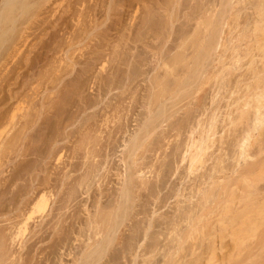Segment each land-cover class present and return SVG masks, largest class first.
I'll return each instance as SVG.
<instances>
[{
	"label": "rangeland",
	"instance_id": "rangeland-1",
	"mask_svg": "<svg viewBox=\"0 0 264 264\" xmlns=\"http://www.w3.org/2000/svg\"><path fill=\"white\" fill-rule=\"evenodd\" d=\"M57 1L58 2L60 1V4L57 3ZM73 1L74 0H28V5L26 6V10L23 11L22 13L17 12L16 17H15L16 21L14 20V24H12V27H11L12 31L11 32L9 31L6 34L5 40L0 44V62H1L0 64H2L3 60L5 61L4 56L11 48L16 46V49H19L18 51L16 49H13L14 51L12 50V57L8 59V60L11 59L10 60L11 62H9L10 64L9 66L11 68L17 65L16 67H14V69L9 68V66L7 65V62H8L7 60H6L7 62L6 61L4 62L5 67L8 66L7 68L10 69V75H13L11 79L5 82V79L2 77V75L0 76V86H1L0 87L1 89L0 90V110L3 112L6 110V112H4L5 115L4 113L0 111V120H1L0 122H4L2 123L4 124L3 127L1 126V123H0V138H1L0 139V202H1L0 203V237H1L0 238V264H81L80 263L81 261H79V259L82 258L84 254H86V252H88L91 246L93 247L96 244V242H93V241H95L97 237L100 239V235L94 236L92 234V231H89L87 226L91 218L93 220L100 218V213L102 212V215H104L105 214L104 212H106L104 210H106L107 208H109L108 206H110L108 204L110 203L111 198H112L110 194L113 191L112 187H114L115 189L120 181L118 178L119 176H117L116 174H118V171L120 169H123L122 161L120 160V158L126 160V157L123 158L124 154L122 153L123 147L125 144V139L126 137L128 139L129 133H131V131L134 130L135 127L137 126L138 122L136 121H138V119L140 121L141 119L140 114L144 115L142 111L145 110L146 99H151V94L153 93V90L157 91V89H159V87H154L157 85V83L155 84V80L158 81V79L156 78L160 79L158 85L159 86L162 85L163 88L166 87L165 84L167 85V83H168V86H170L171 85L170 82H172L171 80H173L171 79L172 75H169L171 76L170 77L171 80L169 81L168 79L169 78L168 68L159 67L161 62H162V66L164 62V60H160V59L165 58V60L167 59L166 62L170 63L171 61L174 60L173 58L176 56H178L180 59L181 57H184L183 55L187 57L189 55L188 53H190V51L192 50L188 51L189 47H187L188 45L185 44L186 39L188 41V38L193 37V31L190 30L191 34H189L188 32L190 31H188L187 29H190V28L194 29L193 27H195V23L198 18V15L196 13L198 11H202L199 13L201 14L203 13L202 14L203 17L206 15L208 16L207 18L210 19L209 17L210 12L208 10L206 11V8L208 7V5L214 2L215 3L219 2V0H213V2L211 0V3H209L210 0H202V1L201 0H173V1L172 0H129V1L127 0H78L77 1L75 0L77 2L74 1V3ZM130 2H133V5ZM207 2H208V5H207ZM250 2L252 4L254 0L253 2L252 0H250ZM51 5L53 6L55 5V6L53 7ZM73 5L77 8V13ZM242 5L244 4H241V5L239 4L236 7L238 6L241 7ZM248 6H250V3H248ZM244 7H246V5H244ZM71 8H74L72 9L74 10V12L71 11ZM247 8L248 9L243 8L240 10V15L243 11L245 12V13L244 12L242 13L243 15L242 18H244L245 16L251 17L250 12L252 10L250 9V7H247ZM45 10L47 12H45ZM205 12L206 13L208 12L207 13L208 15ZM69 13L70 14L76 13V14L70 15ZM45 16L47 17V19L45 18ZM189 16L190 17L194 16V17H192L193 19H190ZM203 17H201V20H204L205 17L204 18ZM237 17L238 19L236 23H238V26H239V24L242 22L243 19L241 20L240 18L241 16L239 17V15ZM239 19L241 20V22H239ZM61 20L62 22H60ZM164 22L166 23V26ZM39 23L40 25H38ZM76 23H77V26H76ZM78 23L80 25H78ZM191 23H193L194 25ZM72 24L75 25V28ZM156 24H158L160 27ZM208 24L209 23H207V26L205 28H204L205 25H202L203 30L207 31L206 29L210 27ZM60 25H62V28ZM240 25H242V23ZM157 26L161 31L160 30L159 32L156 31L158 30ZM231 26L232 25L230 26L226 25L223 27V29L225 28L223 31L225 32L223 33L224 39L226 38L228 40V38L232 36V33L233 35L237 34L236 29L238 27L234 29ZM70 27H72L73 30H71ZM83 27H85V29ZM163 28L165 30H162ZM176 29H178V31ZM61 30L63 31L61 32ZM68 30L70 32H68ZM148 30L150 31L148 32ZM154 30L156 31V33ZM225 30H228L229 32L231 31V33L227 31L228 33L227 34ZM53 31L56 34L58 33L59 34L58 35L55 34L54 36L52 34ZM37 32H40V33H37ZM169 32H170V36L168 38L167 36ZM185 33H188V35L186 34L185 36ZM104 34H106V37L104 36ZM37 35L39 36L37 37ZM23 36L26 38V41L25 43L23 41V45H22L21 40H23L22 39ZM184 36H185V39H184L185 41L182 42L181 40H183L182 37L184 38ZM27 37L29 38V40L27 39ZM31 38L32 40H30ZM177 42H180L181 46H183L182 44H184L187 47L185 49L188 52L185 49L183 50L184 46L181 47L179 46V44H176ZM169 43L171 44V46L175 44L177 45V47L174 45V47L171 48L170 46L169 48V45H170ZM38 44L40 46L43 45L44 48L43 46H41L40 48ZM57 44L59 47L57 46ZM62 44H63V47H62ZM105 44H107L108 46L106 47ZM56 47L57 49H55ZM39 49H42V50H39ZM220 49L221 48H219L218 50ZM15 50L19 54L18 53L14 54ZM23 51H25L26 53ZM95 51L97 53H95ZM39 52L40 54L42 52V54L41 55L37 54ZM59 52L61 53V55ZM92 52L95 56L91 54ZM30 53H31V56H30ZM57 53L59 54L57 55ZM35 54L37 57H34ZM52 55H54V57H56L57 55L55 59L57 60V58H59L58 61L61 59L59 61L60 63L56 60L52 62L54 58L52 57ZM41 57L43 58L41 59ZM157 57L159 58L157 59ZM19 58L20 59L22 58L21 61ZM74 59H77L76 62ZM12 60L15 61V63ZM210 60H213V58L209 57V59L206 60V64L210 63V65H213L214 63H216L215 61H210ZM46 61L48 62L49 65H47ZM90 61L93 62V64ZM54 62H56V64ZM29 64L31 65L30 67H29ZM0 66H1L0 68H2V65ZM27 66L29 68H27ZM43 66H46L47 69ZM49 66H52V68H50ZM53 66L55 68H53ZM57 67H60V69L58 70ZM15 68L16 70L18 68V70L16 71ZM178 68H180L179 65H178ZM24 69H25L26 76L17 75V72H23ZM46 70L47 72H45ZM56 70L60 72L58 73ZM163 72H167V73H165L164 75ZM173 72L170 71L169 74ZM46 73L48 76L46 75ZM152 73L154 74L152 75ZM53 74H57L58 78L56 79V75L54 76ZM51 75H53V77H51ZM161 75H164V76L160 78ZM39 77L40 79L41 77L42 78L45 77V78L40 80ZM48 77L53 78L54 80ZM152 77L154 79H151ZM2 78L4 80H2ZM33 78H35L36 80H34ZM56 80H57V83H55ZM1 81H3V83ZM19 81H20V84H19ZM163 81H164V84H163ZM221 81H222L221 75H218L216 78L209 77V78L204 79L203 80L204 83H202L201 89L195 92L194 96L198 97V96L204 95L203 101L205 102V97H208V99L206 98V101H209L210 96H212L211 92L210 93L208 92L211 90L209 88H211V86L218 87ZM9 82H11L12 85ZM5 85L7 87H5ZM29 85L31 86L28 87ZM76 86L78 87V89H76L77 88ZM10 87H12V89ZM18 87L20 89H18ZM25 88L27 92L24 91ZM34 88H36V90ZM73 88L75 90H73ZM8 89H10V91L14 89L13 92L14 93L17 92V94L16 93L15 94L18 97L21 95V93L24 94V92H26V95H27L25 96L26 100L24 96L19 97L20 100L22 99L21 101L16 100L15 98L16 95L12 92L11 93L13 97H11ZM2 91H4L5 94ZM32 91L33 93L36 92L35 96L32 95L33 94ZM18 92L19 93L21 92V93L18 94ZM75 92L78 97L76 96ZM7 93L9 97L8 100H7L8 97L6 95ZM51 93L54 94V96ZM71 93L74 95H72ZM208 93L210 95H208ZM227 93L228 91L225 90V87L220 86V88H217V94L215 96V99L216 100L219 99L220 103H223L222 100L227 95ZM37 94L39 96H37ZM49 94L52 95V96L51 95L49 96L51 97L50 99L47 96ZM2 95H5V97L7 98L5 99V97ZM28 95L29 96L31 95L32 97L31 96L29 97ZM64 97H67V99L69 100H67L66 98L64 99ZM43 98H45L46 101ZM6 100L7 102H5ZM189 100L190 99L188 98L182 101V103H185ZM156 103H158V101ZM201 107H202V104L200 105L199 109H201ZM27 111H29V114L24 116L23 113L25 112L26 114L28 113ZM54 111H57V112H54ZM106 113H109L107 114L109 117L108 119L106 118L107 117ZM194 114H197V112H194ZM178 116L179 114L173 117L172 121H176V122L180 121L179 124H181V122L183 123L184 121L182 120L183 114H182V117H181V114H180V117ZM203 116H206V115L204 114ZM105 118L107 119V121L105 120ZM216 118L217 120L220 118V113ZM96 119L99 122L96 121ZM183 119H185V117H183ZM30 121H31V124H30ZM105 123H107V126ZM165 124L166 122H164L161 127L167 126ZM21 126H22V130H21ZM99 126L101 128H99ZM163 128H166V127H163ZM160 130H157V131L160 132ZM16 131L18 132V135ZM159 132L154 133L155 135L153 134L152 138L148 140V143H146L147 151L145 152L146 153L145 155L149 156L148 157L149 160L150 159L154 160L156 156L157 157L160 156L158 161L154 162L156 165L159 162H161L163 158L167 162L168 161L172 162L174 157H172L171 155L172 153L171 154H168V153L172 152L171 149H173V147L177 144L176 142L182 143L183 140H185L187 136L186 131L183 128L180 129L179 135H177L176 133L177 131L175 129L171 130L170 133L168 132L166 134V137H168V139L163 138L164 135H161V133L157 134ZM15 134L16 136H14ZM168 134L170 135L167 136ZM214 138L217 139V137L215 136ZM48 139L49 141H47ZM15 141L17 142L15 143ZM216 143L217 141L215 140L213 146L210 149L206 150L203 156V159L199 160L198 162L194 164V168L197 171H201L208 165V161L205 159H207L209 154L213 151ZM158 145L161 146V149L160 148H159L160 150L158 149L157 152L159 153L155 155L154 157L155 153H153V150L151 149L155 148V146H158ZM98 165L101 168H99ZM164 168H165L164 174L168 176L163 177L162 183L160 184V190L158 192V195L161 197V199L160 200L157 199L158 201L153 202L152 201L153 196L151 194H150L151 196L148 195L149 192L147 189H145L146 192L145 190L133 191L136 193L138 192V194L140 192V197L137 196L138 194H135V193H134L135 195L133 194V197L137 196L134 198L135 200L134 203H136V205L134 204L132 209H130L129 207L130 210L127 209L129 211L127 215L129 219L131 217V214L135 210V208L136 210H140V212L141 211L143 212V210L145 211L147 210L150 212L153 209H157L156 211L157 213L159 212L158 214H164L166 212L167 214L166 213L165 214L168 215L170 213L169 211H171L172 213L174 205H175L174 200L176 198V196H173V194L178 189H180L182 186L185 188L186 184L182 183L180 178L177 177L178 173H176L175 175H170L169 174L170 172L167 169V167L164 166ZM181 172H183V169H181ZM101 173H102V176H101ZM150 175H152V173ZM220 176H225V173L219 172L216 174V177H220ZM87 180L89 181L88 185L86 184ZM102 180L104 181L102 182ZM84 183L86 184V186H84L85 185ZM101 189H102V196L100 193ZM38 192L40 195L43 193V194H46L47 196L48 194L49 197L47 196L48 198L47 204L44 210L35 211L31 215L32 217L27 219L26 216L29 214V211L32 209L35 203V200L39 197L38 196L39 194H37V197H36V193ZM187 192L188 190L183 191L184 194H187ZM103 193L107 195H104ZM95 197H97L98 199L96 200ZM137 198L139 199L137 200ZM142 212L139 213L140 216L139 214L137 215L135 214L133 216L134 218H132V221L135 223V225H132L133 222L126 219V222L127 223L129 222L130 224L128 226L133 227L131 229L132 230L134 229L135 232L138 233V234L136 233L137 234L136 240H132L134 238H131V240L128 241L126 239L128 238V236H125L126 238L124 237L123 241H126V242L125 243L123 242L125 244L123 246L122 245L118 246L116 242L113 241L112 244H109L106 246L104 255L98 264H110V263L119 264V262L121 264L122 263L130 264L129 260L131 261V264H139V262L141 264L142 262L141 260L139 261L140 258L138 255L143 254L142 253L144 252L143 250L148 248V247L146 248L142 247V246H146L144 245L145 243L151 244L152 243L151 241H154V239H152L153 237L154 238L158 237L156 241L152 243L158 246L160 245V243L164 242L165 243L164 245H166L169 242L167 241L169 237L167 238L166 232L168 231L171 225L168 224L167 219L161 220V218H159V220H156L154 218V224H155L153 228L155 229L154 236L153 237L151 236L152 238L150 237L148 239L146 238V240H144L145 238L141 237V234H142L141 232H143V230H141L142 229L141 226L145 225V224L143 225V221H146L147 219V218H144L145 216L142 214ZM135 217L137 218L136 220L139 221V222L137 221L139 224L136 223ZM141 217H143V219ZM140 219L142 223L141 226H139ZM160 220L161 221L164 220V222L161 223ZM166 222L169 226L165 225ZM137 224L139 227L136 226ZM164 225H165V229L166 227H168L166 231L165 229L163 230ZM180 226H182V224H180ZM136 227L139 229H137ZM37 230L39 231L37 232ZM139 230H141L140 234H139ZM125 233H128V232H125ZM90 235L93 237V239L94 238L95 239L93 240L92 237L88 239V236ZM138 235L140 236L138 237ZM138 238H140L141 240ZM165 238H167V240ZM139 240H140V243L138 242ZM197 240L198 239L193 241V243L195 242V244L198 245L199 241ZM155 242H158V244H156ZM137 243H138V246L140 247L137 246ZM204 243H201V244L204 245ZM102 245H104V243H102ZM162 245L163 244H161L160 247H162ZM164 245L161 248L160 253H159L160 248L157 247V251L156 250L154 251L155 255H153L152 257L153 260L155 261L152 262L153 260L151 258V260L149 261V264H159L160 263V259L163 258V257H160V256H163V254L161 255V253H164V251L166 250L164 249ZM165 248L167 247L165 246ZM133 250L135 252H133ZM182 250L183 252L181 253L180 251L181 254L179 253L180 257L185 255V252H186L185 249H182ZM199 251L200 250H198L197 253ZM135 253L137 257L135 258L136 261L134 263L132 262V258H134L133 255ZM110 256H112L113 259ZM6 260L9 262H7ZM156 260H159V261H157L156 263Z\"/></svg>",
	"mask_w": 264,
	"mask_h": 264
},
{
	"label": "bare ground",
	"instance_id": "bare-ground-1",
	"mask_svg": "<svg viewBox=\"0 0 264 264\" xmlns=\"http://www.w3.org/2000/svg\"><path fill=\"white\" fill-rule=\"evenodd\" d=\"M74 1H73V3H74ZM77 1H75V2H77ZM127 1H129V0H127ZM133 2H130V3H132V5H133ZM212 2H213V0H212ZM252 2H253V0H252ZM57 3L60 4V1L59 2L57 1ZM209 3H211V0ZM248 3H250V6H248ZM59 4H57V5H59ZM239 4L240 5L241 4L246 5V7H244V5L241 6V7L246 8V9H248L247 7H250V9L252 10L250 12L251 17L245 16L244 18H246V19L242 18V16H243L242 13L244 11L240 15V10L243 8H241L239 6H238L239 8L236 7ZM27 5H28V0H0V44L5 40L6 34L9 31L10 32L12 31L11 27H12V24H14V20H15L17 12L22 13L23 11H25ZM205 5H206V3H205ZM207 5H208V2H207ZM51 6H53V5H51ZM128 7H129V5H128ZM200 7H201V5H200ZM207 8H206V11L208 10L210 12V15H209L210 19H208L207 18L208 16H206V15L204 16L205 17L204 18L202 16L203 13L202 14L199 13L202 11H198L196 13L198 15V18H197V21L195 23V27H193L191 25L194 29H192V28L187 29L188 31H190V30L193 31V37L188 38V41L186 39V43H185L186 45H188L187 47H189L188 51L192 50V51H190V53H188L189 55L187 57H185V55H183L185 58L181 57V59L178 56L174 55L176 57H174L173 58L174 60L172 59L173 61H171L170 63L169 62L167 63L166 62L167 59L165 60V58L160 59V60H164V62H163V66H162V62H161L159 67L168 68L169 71L168 70L167 71L169 73H170V71L173 72L176 68V70H175L176 72L175 71H174L175 73L173 72L174 75H173V73H171V74L168 73V76L172 75L171 79H173V80H171L170 79L171 76H169V78H168L169 81L170 80L172 81V82H170L171 85L168 86V83H167V85L165 84L166 87L163 88L162 85L161 86L158 85L160 79L156 78V79H158V81L155 80V84L157 83V85L156 86L153 85V86L159 87V89L156 88L157 91L153 90V93L151 94V99H146L145 110L142 111L144 113V115L140 114L141 119H140V121H139V119H138V121H136V122H138L137 126L135 127L134 130L131 131V133H129V136L127 135L128 139L126 137L124 147L122 146L123 151L121 150L122 153L124 154L123 158L126 157V160L120 158V160L122 161L123 169H120L118 171V174H116L117 176H119L118 178L120 181H119V184L117 185V187L115 189H114V187H112L113 191L111 190L112 192L110 193L112 198H111L110 203L108 204L111 207L108 206L109 208H107V209L105 208L106 210L103 209L106 212L109 211V209H110V211L107 213L104 212L105 213L104 215H102V212H101L100 218H98L96 220H93L92 218L89 220L88 226H87L89 231H92V234L94 236L100 235V239L97 237L98 239L96 238V240L93 241V242H96V244L93 247L91 246L90 249L88 248L89 249L88 252H86V254H84V256L79 259V261H81L80 262L81 264H96V263L98 264L104 255L106 246L109 244H112L113 241L116 242V244L118 246L119 245L123 246V245H125L124 243L126 242V241H123L124 240L123 238L125 236H128V238L125 237L128 241H130L131 238H134L132 240H136V235L138 233L135 232L134 229L133 230L131 229L133 227L128 226V225H130L129 222L128 223L126 222V219L133 222L132 221V218H134L133 216L135 214L137 215V214L142 212V211L140 212V210H136V208H135V210L131 214L130 219L127 216L128 212H129L128 210L132 209L134 204L136 205V203H134V201H135L134 198L137 196L140 197V192L138 194V192L136 193L133 191H135V190L139 191V190L147 189L149 192L148 195L151 194L153 196V200H152L153 202L160 200L161 197L158 195V192L160 190V184L162 183L163 177L168 176V175L164 174V170H165L164 166L167 167V169L170 172L169 173L170 175H175L176 173H178L177 177L180 178L182 183L186 184V187L184 188L182 186L180 189H178L173 194V196H176V198L174 200L175 205H174L172 213H171V211H169L170 213L168 215H166L167 214L166 212H165L166 214L165 213L164 214H158L159 212L157 213V211H156L157 209H153V210L150 209L151 210L150 212L147 210L146 211L143 210L142 214L145 216L144 218H147V219H146V221L142 220L143 225L145 224L144 226H141L142 223H141V219H140V225L139 226L142 227L141 230H143V232H141L142 233L141 237L145 238L144 240H146V238L148 239L149 237L152 238L155 234L154 233L155 229H153L155 226L154 218L156 220H159V218H161V220L167 219L168 224H170L171 226L168 229V231L166 232L167 238L169 237L168 240H167V238H165L167 241H169L166 245H164L165 244L164 242L160 243L159 246L152 244L158 238V237L157 238L153 237L152 239H154V241H151L152 243L151 244L149 243L150 245L148 243H145L144 245H146V246H142L144 248H146V247H148V248L143 250L144 251V252H142L143 254L138 255L140 258L139 261L141 260V262H142L141 264H147V262L149 264V261L151 260L153 255H155L154 251L155 250L157 251V247H159L160 248L159 253H160L163 245H164V249H166V250L164 251V253H161V255L163 254V256H160V257H163V258H161L162 260L160 259L159 264H264V0H254V2L252 4H251L250 0H219L218 3L214 2L210 5H208ZM72 9H74V8H71V11L74 12V10H72ZM46 10H45V12L48 11V10L47 11ZM75 10L77 13L76 7H75ZM200 10H202V9H200ZM98 11H99V9H98ZM52 12H54V11H52ZM76 13H71V14L75 15ZM238 15H239V17L241 16L240 17L241 20L243 19L242 22L239 19V22L242 23V25H240L241 24L240 23L239 26H238V23H236L237 19H238V17H237ZM194 16H192V17H194ZM192 17H190V19H193ZM201 17H203L204 20H201ZM45 18L47 19L46 16H45ZM68 18H69V16H68ZM65 19H66V17H65ZM72 19H73V17H72ZM205 20L207 21V23H209L208 25L210 26V27H208V29H206L207 31L203 30V26H202V25H205L204 28L207 26V23ZM40 21H42V20H40ZM48 21H49V19H48ZM202 21H204V22H202ZM60 22H62V20ZM191 24H193V23H191ZM38 25H40V23ZM78 25H80V24L78 23ZM149 25H150V23H149ZM149 25H147V26H149ZM156 25H158V24H156ZM226 25H228V26L232 25L231 27L234 29L236 27H238L236 29L237 34L233 35V33H232V36L229 37L228 40L226 38L224 39V35H223V33H225V32H223L225 29V28L223 29V27ZM60 26L62 28V25H60ZM68 26H70V25H68ZM73 26L75 28V25H73ZM76 26H77V23H76ZM158 26H157V28H158ZM165 26H166V23H165ZM72 27H70L71 30H73ZM83 28L85 29V27H83ZM39 29H41V28H39ZM63 30H64V28H63ZM63 30H61V32ZM159 30L160 29L158 28V30H156V31L159 32ZM162 30H165V29L163 28ZM176 30L178 31V29H176ZM149 31L150 30H148V32ZM156 31H155V33H156ZM191 31L188 33L191 34ZM225 31L227 33L228 30H225ZM40 32H37V33H40ZM50 32H52V31H50ZM68 32H70V31L68 30ZM174 32H176V31H174ZM64 33H66V32H64ZM180 33H178V34H180ZM188 33H185V36H186V34L188 35ZM229 33H231V31ZM52 34L55 36L56 33H54V31H53ZM58 34H56V35H58ZM126 34H128V33H126ZM150 34H151V32H150ZM38 36L39 35H37V37ZM80 36H81V34H80ZM104 36L106 37V34H104ZM169 36H170V32H169L167 37L169 38ZM185 36H184V38L182 37V39H183V40H181L182 42L185 41L184 40ZM172 37H174V36H172ZM24 38L25 37L23 36V38H22L23 40H21L22 45H23V41H24V43L26 41V38H25V40H24ZM64 38H66V37H64ZM27 39L29 40L28 37H27ZM70 39H71V37H70ZM30 40H32V38ZM164 40H166V39H164ZM18 41H20V40H18ZM18 41H17V43H18ZM99 41H101V40H99ZM187 43H189V44H187ZM33 44H34V42H33ZM101 44H103V43H101ZM172 44H174V43H172ZM176 44H179V46H181L180 42H177ZM44 45H45V43H44ZM95 45H97V44H95ZM105 45H106V47L108 46L107 44H105ZM105 45H103V46H105ZM174 45L171 46V44H170L169 48H170V46H171V48L174 47ZM182 45L184 46V47L181 46V47H183V50L185 48H187L184 44H182ZM41 46H43V45H41ZM41 46H40V48H41ZM57 46H58V44H57ZM175 46L177 47V45H175ZM18 47H20V46H18ZM62 47H63V44H62ZM43 48H44V46H43ZM217 48L218 49L221 48V49L218 50ZM13 49H16V46L11 48L6 53V55L4 56L5 61L6 60L8 61V62L6 61L8 66L10 65L9 62H11L10 61L11 59L10 60H8V59L12 57V50ZM55 49H57V47ZM55 49H54V51H55ZM16 50L18 51L19 49H16ZM16 50H15L14 54L18 53ZM39 50H42V49H39ZM183 50H181V51H183ZM44 51H46V50H44ZM96 51H95V53H97ZM178 51H180V50H178ZM23 52H25V51H23ZM59 53H57V55ZM37 54H40V52ZM41 54H42V52H41ZM91 54L94 55L93 52ZM178 54H179V52H178ZM57 55H56V57H57ZM60 55H61V53H60ZM30 56H31V53H30ZM94 56H92V57H94ZM34 57H37L36 54ZM52 57H54V55H52ZM56 57L53 58L52 62L54 60H56L55 59ZM209 57L213 58V60H210V61H215L216 63H214L213 65H210V63L206 64V60H208ZM42 58L43 57H41V59ZM158 58L159 57H157V59ZM15 59H16V57H15ZM15 59H13V60H15ZM21 59H20V61H21ZM50 59H52V58H50ZM58 59L59 58H57L56 61H58ZM27 60H29V59H27ZM74 60L76 62L77 59H74ZM5 61L3 60L2 64H0V65H2V68H0V76L2 75V77L5 79V82H7L9 79H11V77L13 75H10V69L7 68L8 66L6 65L7 67H5V65H4ZM48 61H49V59H48ZM156 61H158V60H156ZM13 62L15 63V61H13ZM66 62H68V61H66ZM94 62H96V61H94ZM54 63L56 64V62H54ZM91 63L93 64V62H91ZM180 63H181V65H180ZM69 64H70V62H69ZM69 64H67V65H69ZM47 65H49L48 62H47ZM178 65L180 66V68H178ZM16 66L17 65H15L14 67H16ZM30 66L31 65L29 64V67ZM14 67L11 68L9 66V68H11V69H14ZM29 67L27 66V68H29ZM43 67L46 68V66H43ZM49 67L52 68V66H49ZM18 68H20V67H18ZM18 68H17V70H18ZM41 68H42V66H41ZM53 68H55V67L53 66ZM57 68H58V70L60 69V67H57ZM15 70H16V68H15ZM35 71H37V70H35ZM50 71H51V69H50ZM45 72H47V70ZM48 73H50V72H48ZM163 73L165 75V73H167V72H163ZM153 74L154 73H152V75ZM17 75L24 76L25 75V69L23 70V72H17ZM46 75H47V73H46ZM53 75L54 76L56 75V79L58 78L57 74H53ZM53 75H51V77H53ZM164 75H161L160 78H162V76H164ZM218 75H221L222 81L220 82V85L218 87H212L211 86V88H209L212 90V91L211 90L208 91L209 93L211 92V95H212V96H210L209 101H206V98L208 99V97H205V102L203 101L204 95L198 96V97L194 96V93L201 89L202 83H204L203 82L204 79L209 78V77L216 78ZM232 75L234 78L232 77ZM3 78H2V80H4ZM43 78H45V77H43ZM43 78L41 77V79H43ZM48 78H50V77H48ZM154 78H155V76H154ZM154 78L152 77L151 79H154ZM33 79L36 80L35 78H33ZM39 79H40V77H39ZM50 79H53V78H50ZM15 80H17V79H15ZM24 80H25V78H24ZM10 81H12V80H10ZM46 81H47V79H46ZM1 82L3 83V81H1ZM30 82H32V81H30ZM9 83H11V82H9ZM55 83H57V80L55 81ZM19 84H20V81H19ZM163 84H164V81H163ZM11 85H12V83H11ZM31 85H29L28 87H30ZM21 86H22V84H21ZM25 86H26V84H25ZM74 86H75V84H74ZM78 86H80V85H78ZM220 86L225 87V90L228 91L227 95L222 100L223 103H220L219 99H217V100L215 99V96L217 94V88H220ZM5 87H7V86L5 85ZM68 87H69V85H68ZM128 87H130V86H128ZM10 88L12 89V87H10ZM23 88H24V86H23ZM74 88H73V90H75ZM18 89H20V88L18 87ZM34 89L36 90V88H34ZM76 89H78V87ZM13 90L10 91V89H8L11 97H13L12 96V93H14ZM15 90H16V88H15ZM24 91H26V88L24 89ZM2 92L4 93V91H2ZM26 92H24V94H22L20 92L21 93L20 96L21 97L24 96V98H25V96H27ZM15 93L17 94V92H15ZM20 93L18 92V94H20ZM32 93H33V91H32ZM55 93H56V91H55ZM57 93H59V92H57ZM209 93H208V95H210ZM51 94L47 95L49 99L51 98V97H49ZM75 94H76V92H75ZM6 95L8 97V93ZM32 95L35 96L36 92L33 93ZM52 95L54 96V94H52ZM72 95H74V94H72ZM2 96L5 97V95H2ZM37 96H39V95L37 94ZM76 96H77V94H76ZM7 97H5V99ZM17 97L18 96L16 95L15 96L16 100H19V101L22 100V99L20 100L19 97H18L19 98L18 99ZM65 98L67 99V97H64V99ZM188 98L190 99L189 101L182 103V101H184ZM8 99H9V97L7 98V100ZM43 99L46 101L45 98H43ZM1 100H3V99H1ZM7 100L5 102H7ZM25 100H26V98H25ZM67 100H69V99H67ZM122 101H123V99H122ZM157 101H158V103H156ZM22 103H23V101H22ZM201 104H202V107H201V109H199ZM59 107H61V106H59ZM1 112L4 113V112H6V110L4 112L3 111H1ZM27 112L28 113H26V114L24 112L23 115L24 116L28 115L29 111H27ZM54 112H57V111H54ZM194 112H197V114H194ZM219 113H220V118L217 120L216 117L219 115ZM107 114H109V113H106V116H107L106 118L108 119L109 117ZM121 114H122V112H121ZM177 114H179L178 117H180V114L182 117V114H183V117H185V119H183V117H182V120H184L185 122L183 121V123L181 122V124H179L180 121L179 122L172 121V118L175 117ZM204 114L206 116H203ZM4 115H5V113H4ZM61 116H62V114H61ZM2 117H4V116H2ZM106 118H105V120L107 121ZM6 120H7V118H6ZM68 120H69V118H68ZM101 120H102V118H101ZM96 121H98V120L96 119ZM8 122H9V120H8ZM56 122H57V120H56ZM164 122H166L165 125H167V126H163V127H166V128L161 127ZM0 123H1V126L3 127L4 124H2V123H4V122H0ZM30 124H31V121H30ZM105 124L107 126V123H105ZM105 124H103V125H105ZM94 125H95V123H94ZM22 126H21V130H22ZM92 126H93V124H92ZM101 126H102V124H101ZM90 128H91V126H90ZM99 128H101V127L99 126ZM181 128H183L186 131L187 136H186L185 140H183L182 143L176 142L177 144L176 145L174 144L175 145V146L173 145L174 147L172 146L173 147V149H171L172 152L168 153V154L172 153L171 155H172V157H174L172 162L171 161L167 162L163 158L162 161L159 162L157 165L154 163L155 161L157 162L159 157H160V156L155 157V155H157L159 153L157 151L159 148L161 149L160 145H162V144L155 146V148L151 149V150H153V153H155L154 157L156 160L154 158H153L154 160L148 159L149 156L145 155L146 154L145 152L147 151L146 143H148V140L150 138H152L154 133L159 132L157 130L161 129L160 132L157 134L161 133V135H164L163 138L168 139V137H166V134L168 132L170 133L171 130L175 129L177 131L176 132L177 135H179ZM91 132H92V130H91ZM53 134H55V133H53ZM17 135H18V132H17ZM169 135L170 134H168L167 136H169ZM14 136H16V134ZM40 136H41V134H40ZM214 136L217 137V139H215ZM17 137H19V136H17ZM11 138H10V140H11ZM28 138H29V136H28ZM44 138H45V136H44ZM215 140L217 141V143L215 144L213 151L209 154L207 159H205L208 161V165L204 169H202L201 171H197L194 168V164L196 162H198L199 160L203 159V156H204L206 150L210 149L213 146ZM47 141H49V139ZM81 141H82V139H81ZM16 142L17 141H15V143ZM82 148H84V147H82ZM162 148H163V146H162ZM150 152H152V151H150ZM167 158H168V156H167ZM90 159H91V157H90ZM99 168H101V167L99 166ZM181 169H183V172H181ZM219 172H224L225 176L216 177V174ZM151 173H152V175H150ZM101 176H102V173H101ZM99 177H100V175H99ZM103 181L104 180H102V182ZM88 183H89V181L87 180L86 184L88 185ZM86 184L84 186H86ZM98 184H99V182H98ZM87 187H89V186H87ZM184 190H188L187 194L183 193ZM100 191H101L100 193L102 196V189ZM145 192H146V190H145ZM21 193H23V192H21ZM134 193L138 194V195L133 197ZM37 194H39V192L36 193V197H37ZM143 194H144V192H143ZM104 195H107V194H104ZM38 196L39 197L35 200V203H34L32 209L29 211V214L26 216L27 219L31 218L32 217L31 215L35 211L44 210V208L47 204L48 194L46 196V194L42 193L41 195L39 194ZM97 197H98V195H97ZM97 197H95L96 200L98 199ZM178 197H180V198H178ZM18 199H19V197H18ZM138 199L139 198H137V200ZM95 202H97V201H95ZM143 203H144V201H143ZM106 206H107V204H106ZM21 207H23V206H21ZM129 207H130V209H129ZM86 211H87V209H86ZM88 211H89V209H88ZM139 216H140V214H139ZM141 218L143 219V217H141ZM23 219H24V217H23ZM136 219L137 218L135 217V220ZM85 220H86V218H85ZM83 221H84V219H83ZM137 221L138 220H136V223L139 222V221L138 222ZM162 222H164V220L161 221V223ZM57 224H58V222H57ZM138 224L136 226H138ZM163 224H165V223H163ZM168 224L166 222L165 225L169 226ZM180 224H182V226H180ZM82 225H84V224H82ZM132 225H135V223L133 222ZM157 225H158V223H157ZM165 225L163 226L164 228L162 227L163 230L165 229ZM167 228L168 227H166L165 231L167 230ZM137 229H139V228H137ZM141 230H139V234H140ZM38 231L39 230H37V232ZM125 232H128V233H125ZM157 234H158V232H157ZM139 236L140 235H138V237ZM91 237H92L91 235L88 236V239H90ZM140 238H138V239H140ZM195 238L198 239L197 241H199L198 245L195 244V242L193 243V241L196 240ZM92 239H93V237H92ZM190 239H192V240H190ZM140 240L138 241L139 243H140ZM157 241H159V240H157ZM102 243H104V245H102ZM155 243L158 244V242H155ZM170 243H171V245H170ZM201 243H204V245H202ZM161 244H163L162 247H160ZM91 245H92V243H91ZM147 245H149V246H147ZM137 246H138V243H137ZM165 246L167 248H165ZM11 247H12V245H11ZM138 247H140V246H138ZM141 248H139V249H141ZM10 249H12V248H10ZM182 249H185L186 252H185V255H183L184 254L183 253L182 254L183 256L180 257V254L183 252ZM134 250H133V252H135ZM198 250H200V251L197 253ZM128 251H127V253H128ZM180 251H181V253H180ZM122 252H123V250H122ZM110 257H112V256H110ZM133 257L134 258H132V262L135 263V261H136L135 258L137 257L136 253L133 255ZM112 259H113V257H112ZM154 259H155V257H154ZM12 260H14V259H12ZM117 260H118V258H117ZM152 260H153V258H152ZM6 261H4V262H6ZM154 261L155 260H153L152 262H154ZM157 261H159V260H156V263H157ZM7 262H9V261H7ZM129 262L131 264L130 260H129ZM119 264H121V263L119 262ZM139 264H140V262H139Z\"/></svg>",
	"mask_w": 264,
	"mask_h": 264
}]
</instances>
